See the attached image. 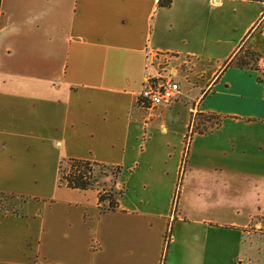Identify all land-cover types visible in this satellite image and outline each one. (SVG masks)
Masks as SVG:
<instances>
[{
  "label": "crops",
  "instance_id": "crops-1",
  "mask_svg": "<svg viewBox=\"0 0 264 264\" xmlns=\"http://www.w3.org/2000/svg\"><path fill=\"white\" fill-rule=\"evenodd\" d=\"M263 58L264 0H2L0 264H264Z\"/></svg>",
  "mask_w": 264,
  "mask_h": 264
},
{
  "label": "trees",
  "instance_id": "trees-1",
  "mask_svg": "<svg viewBox=\"0 0 264 264\" xmlns=\"http://www.w3.org/2000/svg\"><path fill=\"white\" fill-rule=\"evenodd\" d=\"M1 1L0 0V14H1ZM172 3V0H159L160 6H170ZM254 56L252 55V58ZM241 58L240 65H246V61ZM66 164L70 165V169L66 171L61 165L60 172H61V181L66 183L67 186L72 188H78V189H88L91 186H93L94 182L96 181L94 172H95V166H104L101 163L91 161L89 159H79V158H69L66 160ZM100 200H106V196H104V193L100 194ZM110 205L111 208H115L117 206V202L110 198Z\"/></svg>",
  "mask_w": 264,
  "mask_h": 264
},
{
  "label": "built area",
  "instance_id": "built-area-1",
  "mask_svg": "<svg viewBox=\"0 0 264 264\" xmlns=\"http://www.w3.org/2000/svg\"><path fill=\"white\" fill-rule=\"evenodd\" d=\"M259 68L264 71V58L259 63ZM179 89L176 82L158 75L149 80L148 85L142 91V98L151 104L171 103Z\"/></svg>",
  "mask_w": 264,
  "mask_h": 264
},
{
  "label": "rangeland",
  "instance_id": "rangeland-1",
  "mask_svg": "<svg viewBox=\"0 0 264 264\" xmlns=\"http://www.w3.org/2000/svg\"><path fill=\"white\" fill-rule=\"evenodd\" d=\"M201 118L204 119L203 117H201ZM63 167H65L64 169H66V171L70 169V165L69 164H65V166H63ZM104 173H107L109 175V177H107V180H108V178H116L117 168H115V167H107L106 168L104 166H95L94 175H95L96 181L94 182L93 185H95L98 180H101L103 178ZM104 178H106V177H104ZM106 182H107L106 185H111L112 184L111 181H106ZM107 189L108 190L105 189L106 191L104 192V196L107 197L106 200H107L108 204L104 208H111L110 198H112L114 200L115 196L113 194L112 187H107ZM114 193H116V192L114 191ZM11 198H13V197L6 195V196L3 197L2 201H4L3 202L4 204H6V203H8L11 200Z\"/></svg>",
  "mask_w": 264,
  "mask_h": 264
}]
</instances>
